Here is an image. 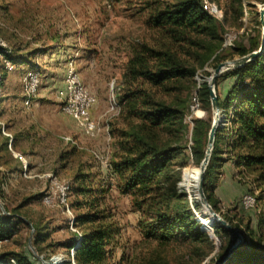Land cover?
<instances>
[{"label": "rangeland", "instance_id": "1", "mask_svg": "<svg viewBox=\"0 0 264 264\" xmlns=\"http://www.w3.org/2000/svg\"><path fill=\"white\" fill-rule=\"evenodd\" d=\"M203 1L213 17L223 26L222 44L217 49L213 47L211 53L212 47L199 50L198 57L195 55L189 61L196 70L194 77L175 83L174 91L170 95L159 94L158 97L167 104L183 108L185 111L183 122L186 132L183 144L186 149L174 161L175 165L171 167L170 174L173 177L181 176L182 180L177 184L181 192H186L185 187L181 188V184L186 183L188 174L191 176V189L187 193L189 202H198L201 205L202 213L193 207L192 210L202 226L203 221L209 222L205 231L213 242L212 252L202 264H218L227 249L235 244L236 238L227 230L224 243L220 244L214 228L221 224L212 221L203 209L198 191L192 189L198 187V180L195 178L200 172V166H197L191 157L194 123L197 119L210 118L213 124L215 120V109L212 103L209 110L207 109L200 99L199 88L204 83L209 84L217 67L224 65L222 73L213 81V88L215 95L220 96L221 100L231 94L235 80L227 74L240 68L232 66L231 63L245 57L241 55L239 47L250 51L251 43L258 39L261 46L264 43V0H240L239 19L236 14L237 7L230 1ZM225 9L228 12L226 18ZM0 38L6 42L9 54L20 56L21 53L25 55L37 51L33 62L35 71L40 76L37 97L30 107H25L23 80L32 68L26 70L24 65H14V68L8 71L0 67V76H5V83L0 86V130L3 131L0 143L8 141V150L14 157H7V153L0 155V256L20 253L29 259L30 264H49L53 256L48 259V254L54 245L68 240L74 234V218L84 213L83 210L76 209L75 202L85 201L86 197L77 198L69 191V212L56 202L55 196V201L50 205L45 204L43 198L54 192L53 177L59 183L70 185L77 171L86 172L89 167H93L101 172L92 173L95 183L93 187L100 190H116L106 191L104 196L98 195L96 198L101 201L100 211L111 215L109 222L120 231L115 240L113 260L116 264H128L127 260L142 247L139 231L141 215L133 207L131 198L117 191V182L113 181L110 169L90 158L87 142L77 135L70 117L61 111L62 97L66 90L68 64L73 61L84 86L97 98V111L103 112L104 118L108 119L110 124L118 116L111 114L110 104L115 99L120 106V92L124 88V72L130 47L142 41L153 46L157 43V36L147 28L144 15L138 13L134 0H0ZM2 63L1 61L0 66ZM234 103L235 101L231 105ZM19 104L22 112L27 113L19 114L16 111ZM32 114L39 120L35 128L38 133H41V125L49 128L57 126L55 141L58 158L55 161L46 159L39 163L38 157L34 156L28 160L31 165L25 167L20 162L16 148H11V143L18 131L20 134L26 131ZM230 115V108L227 111L218 109L217 130L221 131L220 136L226 134V140L220 155L223 162L215 166L208 183V186H211L209 192L213 195L212 203H209L208 199L207 201L218 216L231 222L230 226L237 231L241 242H245L247 246L259 236L264 238V166L248 168L238 164L237 157L240 152L229 151L226 144L231 142L228 137L232 128ZM71 126L73 128H70ZM66 129L69 130L68 133L61 136L60 132L63 133ZM72 129H75V132ZM67 135L74 136L80 149L65 145L62 137ZM208 138L209 134L205 137L207 146ZM36 139L38 140L37 136ZM18 142L21 145L24 141ZM111 156L110 153V161ZM15 162H19L17 168ZM101 166L109 178L105 185L99 178L102 176ZM204 194L207 198L205 191ZM247 195L257 198L259 204L256 200L253 207H246L243 199ZM18 216L24 218L20 223ZM37 228L41 230L38 231ZM44 231H48L50 236L44 244L37 245L36 239ZM254 242L256 244V241ZM182 251L180 248H173L170 253L176 257L181 256ZM56 255L63 253L58 251L54 254Z\"/></svg>", "mask_w": 264, "mask_h": 264}, {"label": "trees", "instance_id": "2", "mask_svg": "<svg viewBox=\"0 0 264 264\" xmlns=\"http://www.w3.org/2000/svg\"><path fill=\"white\" fill-rule=\"evenodd\" d=\"M134 1L138 13L144 15L147 28L157 36V43L152 46L142 41L130 47L124 72V88L120 92L121 108L118 116L109 124L114 147L109 168L113 181L117 182V191L131 198L133 207L141 215L139 231L142 247L127 262L202 264L210 256L213 242L192 210L193 207L202 213L201 205L198 202L190 204L188 194L177 187L182 180L181 176L173 177L170 174L171 167L175 165L174 161L186 149L183 144L186 132L183 122L185 111L167 104L158 96L170 95L174 91L175 83L194 77L196 70L189 61L195 55L198 57L199 50L212 47L211 53L213 47L217 49L221 46L223 26L213 17L203 0ZM228 1L237 7L236 14L239 19L240 0ZM224 12L226 18L227 9ZM260 47L258 39L251 43L250 51L244 47H239V51L242 56H246ZM0 51L11 64L24 66L33 65L34 56L37 54V51H32L16 56ZM0 67L4 69V66ZM227 76L235 80L231 92L232 94L234 91V94L231 98V94L227 95L225 100L217 95L219 108L224 111L231 109L229 118L232 128L228 133L231 142L226 146L231 152H240L237 157L238 164L248 168L263 167L264 49L255 59L229 72ZM4 80L5 76L2 74L0 86ZM208 85L202 84L199 96L209 110L211 98ZM233 100L235 103L231 105ZM1 102L0 97V105ZM194 124L191 157L200 166L207 150L205 137L211 130L212 122L210 118L197 119ZM2 132L0 130V137ZM220 132L217 130L215 133L213 151L203 182L209 203L213 195L209 192L211 186L208 183L215 166L223 162L220 155L223 153L226 134L220 136ZM7 142L5 140L0 143V155L7 153V157L12 159ZM11 148H16L14 136ZM93 178L94 175L89 171H77L70 184V193H74L77 198L86 197L85 201L75 202L76 209L84 211L74 218L72 224L73 229L81 234L80 240L77 241V234L73 232L68 240L58 242L54 247L50 245L53 249L48 254V259L61 251L68 257L62 264H116L113 254L115 240L120 231L109 222L112 216L100 211L101 201L96 197L104 196L108 190L94 188ZM256 200L259 204V200ZM18 218L19 223L24 219L20 216ZM225 221L232 226L228 219L225 218ZM214 233L223 245L228 231L217 225ZM49 236L48 231L42 232L36 239V244H44ZM250 243L246 246L244 242L235 248L225 264H264V238L259 236ZM73 248L74 255L71 257ZM173 248L182 249L181 256L171 255L170 250ZM12 260L15 264H30L29 259L20 253L0 256V264H12Z\"/></svg>", "mask_w": 264, "mask_h": 264}, {"label": "built area", "instance_id": "3", "mask_svg": "<svg viewBox=\"0 0 264 264\" xmlns=\"http://www.w3.org/2000/svg\"><path fill=\"white\" fill-rule=\"evenodd\" d=\"M6 42L0 38V50H3L5 54H9V51L7 49ZM2 63V66L6 70H12L14 68V65L11 64V62L7 61L5 57H3L2 52L0 51V62ZM40 85V76L39 74L31 69L29 70L26 75L24 76L23 80V88H24V105L25 107H30L33 102L35 101L38 89ZM97 105V98L95 95H93L91 92H89L86 87L84 86L79 74L76 71L75 64L73 61L69 62L68 64V72H67V78H66V90L65 94L62 97V107L61 111L64 115L69 116L70 118L74 119L82 132L89 137H94L95 133L97 132L98 125L96 122H94L91 118V113L93 109ZM110 111L112 115H117L119 113V106L118 103L114 100L111 101L110 104ZM110 113V112H109ZM106 130L109 132L110 128L109 125H106ZM66 141L72 142L71 138L67 137L65 138ZM93 158L95 161L99 162L102 166L110 168V153L111 151L106 150V152H100L93 150L91 151ZM21 161L24 163V159L22 156H19ZM53 182V189L54 192L52 195L45 196L43 198V201L45 204L50 205L55 200L56 202H59L63 207L66 209L67 212H69V208L67 205V198L69 191L71 189V186L69 184L65 183H59L55 177L52 179ZM55 196V197H54ZM243 203L246 207H253L256 203V199L252 195H247L243 199ZM196 216L199 217V215L196 213ZM206 228L205 226H203ZM75 234H77V241L80 240L81 234L75 230L72 229ZM74 248L71 249L70 256L73 257L74 255ZM68 259L67 256L64 255H56L53 256L50 259L49 264H62L64 261ZM12 264H15V262L12 260Z\"/></svg>", "mask_w": 264, "mask_h": 264}, {"label": "crops", "instance_id": "4", "mask_svg": "<svg viewBox=\"0 0 264 264\" xmlns=\"http://www.w3.org/2000/svg\"><path fill=\"white\" fill-rule=\"evenodd\" d=\"M22 54L23 53H21V55ZM25 67H26V70L30 69V68L35 70V68H36L34 64L29 65V66H25ZM4 83H5V81H4ZM97 108H98V105H96V107L93 109V111L91 113L92 120L94 122H96L98 125V129H97V132L95 133L94 137L86 136L82 132V130L80 129L78 123L74 119L70 118V120L73 123V126L76 128L77 135H79V137L81 139H84L87 142L86 145L88 147H90L89 156L93 160H95L93 158V155L91 152L93 150L100 151V152H106V150H108V151L110 150L111 154L113 153V150H114L113 140L110 136V133L106 130V125L107 124L109 125L108 119H105L103 112H98ZM16 109H17L16 111L19 114L20 113H27V112H22L23 110L20 108V104L16 107ZM105 116H106V114H105ZM37 122H39L37 116L35 114H32L29 117V122H27L28 128H26V131L24 130L23 132H21V134H20V131H18V134H16V137H15L16 138V151H17L18 156L23 157L24 163L22 161H20V162L25 167L31 165V164H29L30 163L29 161L34 156L38 157L39 163H40V161L42 162L43 160L45 161L46 159H49V161H51L53 159V161H55L58 158V154L56 153L57 142L55 141L57 139V135H56L57 134V132H56L57 126L54 125L53 126L54 128H49L46 125H41V130H40L41 133H38V131L35 129L36 126H38V125H36ZM70 128H73V127L71 126ZM68 131L69 130L66 129L65 132H63V133L60 132L61 136L68 133ZM72 131L75 132V129H72ZM35 134L38 137V140L36 139V136H34ZM67 137L71 138L72 142L66 141L65 138H67ZM18 140H22L24 142L21 145H19ZM62 140H64V143L67 147H70L73 149L80 147L78 142L75 140L74 136L67 135L65 137H62ZM18 163L15 164V168L18 167L17 166ZM15 168L13 167V170ZM101 169H102V176L99 178H100V181H103L102 182L103 185H105L107 183V181L109 180V178L106 177V172L105 173L103 172L104 170H103L102 166H101ZM87 171H89L91 173H94V171H97V173H101L99 170H96L93 167H89L87 169ZM110 191L114 192L116 190H114V188L113 189L111 188Z\"/></svg>", "mask_w": 264, "mask_h": 264}, {"label": "water", "instance_id": "5", "mask_svg": "<svg viewBox=\"0 0 264 264\" xmlns=\"http://www.w3.org/2000/svg\"><path fill=\"white\" fill-rule=\"evenodd\" d=\"M263 24H264V22H263ZM263 49H264V43L262 44L261 48L258 51L252 52L251 54L243 57L242 59L231 63V65L235 66V67H241V66L249 63L253 59H255L257 56H259L262 53ZM223 67H224V65H220L217 67V69L215 70L214 76L212 78V81L208 85V88L210 91L211 103H212L213 108L215 109V120H214V122L211 126V130L209 132L208 148L206 150L205 157L200 164V181H199V185L197 188L198 197H199V200L203 206V209H205V211L210 215L212 221L218 222L219 224H221V226H223L226 230L230 231L234 235V237L236 238L235 244H233L227 250V252L225 253V255L223 256V258L220 260V262L218 264H225V262L227 261L229 256L234 251V249L237 248L242 243L240 240V235L237 233V231L234 228H232L230 226V224H228L225 220H223L220 216H218L212 210V208L210 207V205L207 201V198L205 197L204 189H203V181H204V177H205V171H206L207 166L210 162L211 153H212L213 145L215 142V133H216L218 123H219L218 118H217L219 106H218V102H217V96L215 95L214 88H213V84H214L213 81L215 78H217V76H219L220 73H222Z\"/></svg>", "mask_w": 264, "mask_h": 264}, {"label": "bare ground", "instance_id": "6", "mask_svg": "<svg viewBox=\"0 0 264 264\" xmlns=\"http://www.w3.org/2000/svg\"><path fill=\"white\" fill-rule=\"evenodd\" d=\"M207 148H208V146H207ZM199 176V177H198ZM187 177H188V180H186V183L185 182H183L182 184H181V188L183 187H185L184 189L186 190V193H188L189 191H190V189H191V186H190V177L191 176H189V174L187 175ZM195 180L197 181L198 180V183H197V185H199V181H200V172H198V175L196 176V178H195ZM198 188V187H197ZM197 188H192V189H195V190H197ZM207 223H209V222H205V221H203V225L206 227L208 224Z\"/></svg>", "mask_w": 264, "mask_h": 264}]
</instances>
